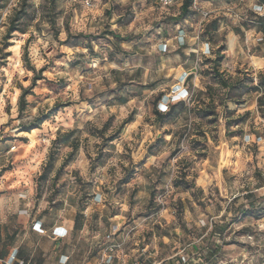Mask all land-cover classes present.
<instances>
[{
  "label": "clouds",
  "instance_id": "obj_1",
  "mask_svg": "<svg viewBox=\"0 0 264 264\" xmlns=\"http://www.w3.org/2000/svg\"><path fill=\"white\" fill-rule=\"evenodd\" d=\"M0 264H264V0H0Z\"/></svg>",
  "mask_w": 264,
  "mask_h": 264
}]
</instances>
